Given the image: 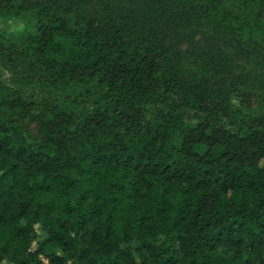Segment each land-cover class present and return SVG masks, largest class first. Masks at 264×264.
Here are the masks:
<instances>
[{"label":"trees","instance_id":"trees-1","mask_svg":"<svg viewBox=\"0 0 264 264\" xmlns=\"http://www.w3.org/2000/svg\"><path fill=\"white\" fill-rule=\"evenodd\" d=\"M91 1L51 0L49 7L67 4V12L85 13ZM98 1L100 11L87 17L78 15L75 27L71 26L70 17H60L56 28L41 25L33 59L28 57L30 44L19 43L9 49L0 43V61L9 71L15 70L10 84L3 87L9 95L0 96V107L7 106L13 113L8 118L0 113V154L16 161L11 173L26 167L30 175L33 169L45 174L44 182L26 189L28 198L20 197L19 212L11 218L8 212L16 202V188L20 182L8 185L6 191L0 190V223L9 224L21 217L28 221L14 227L15 240L33 241L25 249L28 255L20 264H32V261L65 264L63 256L46 253L50 244L60 246L65 252L76 251L79 244L78 264H183L175 258L177 255L184 253L196 257L198 251L200 257L192 259L191 264H223L222 259L206 255L204 249L214 252L223 244L227 255L232 248L255 251L264 246V117L239 123L233 119L226 94L211 93L193 81L181 62L164 70L153 41L131 37V29L159 23L164 17L186 28L193 39L208 33L210 40L219 43L232 39L253 50H264V45L246 39L237 29L225 27L222 22L194 20L192 13L197 7L194 0H173L174 7H168L161 0H148L160 10L159 15H152L150 11L140 13L127 2ZM19 3L21 7L32 6L34 0H19ZM53 33L70 37L74 47L53 43ZM77 48L81 51H75ZM20 68L31 73V83L38 77L41 85L55 86L59 81L64 84L72 81L84 83L85 78L99 77L96 81L98 92L83 88L78 95L65 94V101L75 104L79 100L82 105L81 108H69L43 86L23 87V91L15 87L12 81L16 76L26 82ZM161 70L167 75L158 77L156 74ZM169 93L176 94L173 103L181 109L178 115L165 113L160 108ZM82 96L98 98L81 100ZM190 97L198 101V106L190 105ZM145 104L152 107L146 108ZM38 107L43 115L50 107L56 114L48 119L52 126L44 136L29 144L27 138L18 135L13 124H19L27 132L20 117L29 114L32 119L36 115L31 113ZM67 114L69 119L65 117ZM156 120L166 123L154 127ZM182 126L181 146L179 149L173 146V151L183 154L180 159L161 156L159 151H151L148 145L141 149L125 143V137L144 133L153 137L151 145L154 148L157 141L171 139L172 130ZM106 127L112 132L100 134L99 130ZM93 140L102 142L93 143L89 149L87 144ZM197 144H206L207 150L203 154L194 151ZM221 148L223 151L217 155ZM84 162H90L87 169L82 167ZM7 163V159L0 162ZM97 166L123 167L125 179L133 172L138 175L139 179L133 178L134 191L128 197L136 200L128 210L129 215H120L125 211L119 207L123 200L112 189L123 188L115 184L103 189L109 193L106 197L97 194L96 189H83L82 186L75 206L63 203L65 197L71 195L69 190L80 183V177L91 175ZM73 169L79 170V176L68 181L63 191H59L55 181L61 179L64 171ZM146 174L164 177L165 184L182 182L186 187L176 205L162 199L157 202L154 214L152 207L148 206L144 215L137 219L140 209L145 208L141 201L149 200V192L154 188L145 181ZM49 179L53 183H47ZM145 187L148 192L143 190ZM201 190L210 191H205V195L196 200ZM171 191L166 188L164 195H170ZM241 191H244V199L240 206H236L230 195L226 210L221 212L218 209L217 205L225 194H239ZM248 192L259 199L249 204ZM46 194H55L54 200L37 205V198ZM5 196L7 200L3 199ZM93 197L102 202L84 212ZM58 211L61 216L55 218ZM42 214L46 218L43 223L40 222ZM64 215L68 219H63ZM33 216L35 219H29ZM73 219L75 228L71 227ZM162 228L165 229L164 239L157 244L151 243L150 238ZM38 229L47 234L46 239H40ZM2 251L6 254L8 249L5 247ZM239 255L238 251L237 257Z\"/></svg>","mask_w":264,"mask_h":264},{"label":"clouds","instance_id":"clouds-1","mask_svg":"<svg viewBox=\"0 0 264 264\" xmlns=\"http://www.w3.org/2000/svg\"><path fill=\"white\" fill-rule=\"evenodd\" d=\"M196 7V12L192 13L193 19L203 23H214V22H222L225 27L235 28L240 33H242L246 39L256 41L261 45H264V0H194ZM51 0H34L32 6L21 7L19 0H13L12 4L9 5L5 3L3 10H0V43L4 44L6 48L12 49L14 45L19 43L30 44L31 46L28 48V57L29 59L34 58L33 50L38 46L39 37H40V26L41 25H49L50 27L56 28L59 27V18L60 17H70L72 20V27H75V20L78 15L87 14L82 11H72L67 12V4H64L63 7H58L57 5H52L49 7ZM53 43H60L69 48L74 47L72 44L70 37H64L59 33H53ZM75 51L80 52L81 49H75ZM51 55V53H50ZM66 57H56V59H65ZM43 71V70H41ZM15 70H10L9 75L14 76ZM158 77H164L167 75L163 70L156 74ZM99 77H92L90 80L85 78L84 83H77L75 81L69 82L68 84H64L63 81L57 82L55 86L52 84L41 85L39 78H34L31 84L19 79L16 76L13 79V85L23 91V87L27 88H38L45 87L49 91L52 92L53 95L60 98V102L64 105H67L69 108L76 107L81 108L82 105L78 100L75 104L71 101H65L63 99L65 94L71 93L72 95H78L83 88H93L98 92L96 81ZM264 79V77H261ZM105 88L107 85L104 86ZM75 89V92L73 90ZM9 95L8 90L0 87V96L7 97ZM98 96H93L91 98L82 96L81 100L86 99H96ZM176 99L175 93H169L168 99L165 103L160 104V108L163 109L165 113H174L179 114L181 111L180 108H177L173 101ZM191 106H198V101L193 98H189ZM228 104L231 109L235 111L236 109H241V111H246L244 105L240 103V97L232 94L228 99ZM144 107L151 108V104H145ZM261 108H264V102L260 104ZM41 109L35 108L34 112H39ZM16 111H19L17 109ZM0 113H4L5 118H8L13 113L8 110L7 106L0 107ZM239 116V113L237 114ZM47 119H51V115L46 117ZM166 123L163 120L154 121V127L159 126L161 124ZM13 127L17 128V132L19 136H23L27 138V142L29 144L35 143L33 137L30 136L28 132L24 130L22 126L19 124H13ZM183 127L180 129H174L171 132L172 138L165 141H157L156 146L153 148L151 145L153 137L150 135H145L141 133L140 136H130L125 137V143L131 147L135 144L137 147L143 149L145 145H148L151 151L160 152L161 156L171 155L172 159H180L183 158V154L178 151H173V146L177 149L180 148L182 140H183ZM122 131V129H121ZM163 131V128L161 129ZM8 135H12L9 133ZM107 139H111L108 137ZM102 140H93L87 144V147L91 149L93 143H100ZM16 141L13 140V146ZM162 149V151H161ZM13 150H15L13 148ZM45 152H48L47 148L43 149ZM194 151H197L203 154L207 150L206 144H197L194 146ZM223 149L217 150V155ZM49 155H54V153H48ZM7 159V164H0V190H7V186L16 181H19V185L16 188L17 198L16 202L12 205V209L9 210L8 216L11 218L19 212V204L21 203L20 197L23 196L25 199L28 198V192L26 191L31 185L35 183L44 182V173H36L35 169H33L32 174L30 175L26 167H21L15 173H11L10 169L12 165L16 163L14 159L11 157H6L3 154H0V162ZM90 162H84L82 167L87 169L89 167ZM5 173H9L5 176ZM126 170L123 167L119 168H106L102 166H97L91 175H86L80 177V183L76 185L74 189H70L71 195L65 197L63 203H70L71 206H75L77 203V198L79 192L83 189H96L97 194L101 196H108L109 193L103 191L105 188H111L113 184L117 186H122L123 190L112 189V192L119 196L123 200V204L119 207L125 209L124 212H121L120 215H129L130 212L128 210L131 209L133 204H136L135 199H128L129 196L133 194L132 183L134 182L133 178L139 179L138 175L133 172L128 179H125ZM79 176V170L73 169L71 171H64L61 174V179L55 181V187L59 191H63V186L71 180H76ZM67 178L65 180L64 178ZM88 181H91L88 183ZM145 181L147 183H151L154 185V188L149 192L150 199L147 201H141V203L145 204V208H141L137 219L139 216H143L148 206H151L153 209L152 214L155 213V207L158 201L162 199H168L173 205H176L181 197L182 190L186 187L182 182H177L176 184H165L164 177L159 175H145ZM47 183H53L52 179H49ZM166 188L172 189L171 194L165 196ZM145 192H148V189L145 187L143 189ZM205 191L210 190H201L198 192L196 196V200H199L205 195ZM233 196L236 206H240L244 199V191H241L239 194L228 193L225 194L221 200V202L217 205L218 209L223 212L226 210L225 204L228 201L229 196ZM264 195V193H262ZM55 194H46L39 196L37 198L36 204H47L50 201L54 200ZM7 200L5 196L3 198ZM247 199L249 204H252L254 200H258L259 197L254 195L252 192H248ZM102 201L96 200L95 197L90 199L87 203V207L83 209L84 212H88L94 205H99ZM2 204V201H0ZM137 208H140V205L137 204ZM35 210V206H34ZM46 211V210H45ZM108 211H111L109 209ZM172 215H175L173 212ZM61 216V212H57L54 214L55 218H59ZM29 219H35V217H30ZM45 217L41 216V223L45 221ZM63 219H68L66 215L63 216ZM28 221L23 217L16 221H12L9 224L0 223V256L3 259H0V264H20V262L24 259L28 253L25 251L28 248L29 243H33V241L29 240L28 242H24L22 240H15L13 237L14 227L16 225H24L27 224ZM170 226V225H169ZM72 228L76 227L75 219H73V223L71 225ZM164 231L165 229H161L157 233L154 238H150V242L153 244H157L159 240L164 239ZM186 236L191 235V233H184ZM41 239H46L47 234L41 232ZM7 248L8 251L5 254L2 249ZM79 248L80 245H77V250L74 252H65L60 246L56 244H50L46 247V253L51 256L55 253L58 256H63L65 260V264H78L79 257ZM31 251V249H29ZM239 251L240 255L237 257V252ZM206 255L211 256L215 259H222L223 264H264V246L259 247L255 251H247L244 249H229L227 251V255H225V249L223 244H221L216 251L208 252L207 249H204ZM200 257L199 251L197 252L196 257L185 256L184 253H180L175 258L177 260H181L183 264H191L192 259H197ZM40 257H38L39 259ZM32 264H37L36 261H32Z\"/></svg>","mask_w":264,"mask_h":264},{"label":"rangeland","instance_id":"rangeland-1","mask_svg":"<svg viewBox=\"0 0 264 264\" xmlns=\"http://www.w3.org/2000/svg\"><path fill=\"white\" fill-rule=\"evenodd\" d=\"M106 3L127 2L140 13L150 11L152 15H159L160 10L153 2L148 0H103ZM168 7H174L173 0H161ZM13 0H0V10H3L5 3L11 5ZM99 1L92 0L87 7V14L94 15L100 11ZM161 16V15H160ZM131 37H145L153 41L154 47L159 54L160 64L164 70L177 62H181L186 70V74L193 81L200 83L209 92L232 94L240 97V103L244 105L246 111L241 109L232 110L231 114L236 121L252 122L258 117H264V108L260 104L264 102V50H253L230 39L220 43L208 38L205 33L193 39L189 31L177 22L170 21L162 17L159 23L147 25L144 28L134 27ZM20 74L28 84L31 83L32 75L27 69L20 68ZM9 70L0 61V87L10 84ZM231 108V107H230ZM239 113V116L237 115ZM21 116L20 120L26 125V130L35 141L41 139L50 129L52 123L46 118L47 115H55L51 107L45 112V116L40 112L32 111ZM65 117L69 119L67 114ZM61 123L63 119L60 118ZM62 132H64L62 128ZM112 132L106 127L99 130L104 135ZM42 230L38 229L39 237ZM44 233V232H43ZM41 239V238H40Z\"/></svg>","mask_w":264,"mask_h":264}]
</instances>
